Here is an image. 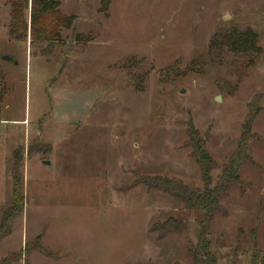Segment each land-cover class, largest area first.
<instances>
[{
	"label": "rangeland",
	"instance_id": "rangeland-1",
	"mask_svg": "<svg viewBox=\"0 0 264 264\" xmlns=\"http://www.w3.org/2000/svg\"><path fill=\"white\" fill-rule=\"evenodd\" d=\"M56 1L73 25L54 44L29 45V37L10 40V9L0 0V158L29 160L24 208L0 242V261L27 262L22 237L32 246L45 234L46 223L38 222L47 220L33 207L64 203L63 238L106 236L96 264H187L197 227L179 202L135 180L161 176L201 189L186 126L220 166L249 113L243 187L223 200L225 214L210 223L209 241L217 264H249L253 237L255 253H264V0H112L106 14L99 0ZM230 28L254 31L260 52L212 51L213 36ZM48 161L60 170L46 169ZM11 189L6 172L0 220ZM172 218L188 219L186 230L162 236L159 226Z\"/></svg>",
	"mask_w": 264,
	"mask_h": 264
},
{
	"label": "trees",
	"instance_id": "trees-1",
	"mask_svg": "<svg viewBox=\"0 0 264 264\" xmlns=\"http://www.w3.org/2000/svg\"><path fill=\"white\" fill-rule=\"evenodd\" d=\"M112 0H99L100 11L106 14ZM10 9L8 36L16 43H25L29 37V45L54 44L63 29H70L74 22L73 16H64L60 12V5L56 0H6ZM210 49L249 56L260 52L258 35L250 30L238 31L235 28L218 31L211 42ZM254 115H246L242 126L237 146L229 158L222 165H218L205 150V139L200 137L197 130L190 123L186 126L187 141L185 146L190 150V156L195 161L200 179L201 189H191L180 181L161 176H139L135 186L141 185L147 190H154L174 199L182 206L183 211L191 223L197 227L196 243L187 250V264H217V259L211 252L209 241V225L216 216L225 214L223 200L235 189L243 187L240 177V168L245 160H250L248 154L249 143L253 140L251 126ZM33 147V146H32ZM27 150V155L34 153L33 148ZM23 158L13 154L12 202L2 211L0 220V242L10 234L11 225L24 208V197L21 189L20 168ZM218 170L215 179L211 173ZM188 220V219H187ZM184 223L177 218L168 219L159 226L160 234H174L186 230L188 221ZM254 252L249 258V264H264V253H255L257 249L256 238L252 239ZM31 251H36L50 259L57 255L41 247L38 241L32 246L25 244L20 252L22 257ZM255 253V254H254ZM9 258L0 261V264H12ZM178 264V263H177Z\"/></svg>",
	"mask_w": 264,
	"mask_h": 264
},
{
	"label": "crops",
	"instance_id": "crops-1",
	"mask_svg": "<svg viewBox=\"0 0 264 264\" xmlns=\"http://www.w3.org/2000/svg\"><path fill=\"white\" fill-rule=\"evenodd\" d=\"M26 120H16L12 121L13 124H27L25 122ZM1 122V121H0ZM9 136V135H8ZM7 136V137H8ZM13 155V153H12ZM59 158V156H57ZM49 166H46V169L48 168H57L60 170V165L55 164L50 161ZM8 165V166H7ZM0 178L5 176L7 172L8 179L11 182L12 186V179H11V173L13 168V157L8 156H2L0 158ZM36 169H38V165L35 164ZM7 168V169H6ZM29 168V160L26 159L23 162V165L20 168V177L24 178L27 177V172ZM4 169V170H3ZM6 169V170H5ZM21 189H22V183H21ZM11 202H12V189H11ZM95 207L93 211H96V206L93 204H90L89 210H91L92 206ZM33 215L35 217H40L46 212L47 220L43 223L38 222V226L42 227L43 224L46 227L45 234H41L38 236V242L41 247H43L45 250H47L50 253H53L54 255H57L56 259H50L36 251H31L28 254H25L23 256H27V262H22V264H96L97 259L98 261L103 257V252L108 246H104V241L101 240L103 238H106L105 235H102V231H99V239L96 240L95 237H90L89 240H85L83 242L79 240H75L74 243L71 242V240H66L63 238L64 233L66 231V227L69 222V216L67 211L70 210V207L67 206L64 203L61 204H49L45 207L43 206H34L33 207ZM101 211V208H98ZM44 210V211H42ZM92 211V210H91ZM23 214L27 218L28 211L26 209L24 210ZM26 226V225H25ZM100 229H103V226H100ZM60 232L61 235H55L54 233ZM27 237H22V243H21V249L22 251L25 247ZM84 243V244H80ZM22 256V257H23Z\"/></svg>",
	"mask_w": 264,
	"mask_h": 264
},
{
	"label": "water",
	"instance_id": "water-1",
	"mask_svg": "<svg viewBox=\"0 0 264 264\" xmlns=\"http://www.w3.org/2000/svg\"><path fill=\"white\" fill-rule=\"evenodd\" d=\"M2 59H3L4 61H10L9 57H7V56L3 57ZM43 165L49 166L50 163H49V162H45V163H43Z\"/></svg>",
	"mask_w": 264,
	"mask_h": 264
}]
</instances>
